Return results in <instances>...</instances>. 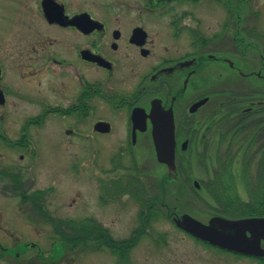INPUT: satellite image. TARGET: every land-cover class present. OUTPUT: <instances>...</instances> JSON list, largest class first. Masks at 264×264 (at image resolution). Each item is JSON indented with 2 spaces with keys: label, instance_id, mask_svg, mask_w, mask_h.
<instances>
[{
  "label": "flooded vegetation",
  "instance_id": "1",
  "mask_svg": "<svg viewBox=\"0 0 264 264\" xmlns=\"http://www.w3.org/2000/svg\"><path fill=\"white\" fill-rule=\"evenodd\" d=\"M178 9L179 19L172 16ZM188 17L195 18V26ZM181 37H190L195 48L188 51ZM254 47L261 51L252 52ZM252 55L260 64L245 66L243 58ZM154 103L173 111L176 167L182 164L180 151L196 138L207 140L210 150L221 122L252 116L262 123L255 129L263 140L253 153L262 154L264 2L0 0V264H93L92 256L100 264H174L157 245H140L141 238L117 241L102 221L110 201L119 200L115 193L124 190L122 176L129 167L98 169L101 194L72 196V217L61 215L56 182L48 186L39 179L45 152L60 149L55 133L45 131L46 125L53 129L51 118L72 117L67 133L85 140L95 155L139 156L144 145H153L156 154ZM230 108H239V114L231 117ZM132 169L134 176L141 168ZM133 176L138 190L148 192L146 178ZM134 197L140 226L133 236L152 227L151 219L172 215L178 228L219 251L264 262V255L193 235L176 222L182 214L156 197ZM256 199L264 205V195ZM249 217L264 212L226 218ZM65 223L72 228H63ZM86 255L90 258L82 259Z\"/></svg>",
  "mask_w": 264,
  "mask_h": 264
},
{
  "label": "rangeland",
  "instance_id": "2",
  "mask_svg": "<svg viewBox=\"0 0 264 264\" xmlns=\"http://www.w3.org/2000/svg\"><path fill=\"white\" fill-rule=\"evenodd\" d=\"M252 2L262 5L264 1L252 0ZM207 14L210 13L207 12ZM179 15L180 9L173 11V17L177 16L179 19ZM187 20L193 26L196 25L195 18L188 17ZM209 22L206 20V25H209ZM240 35L238 34L239 37ZM182 41L187 45L188 51L195 48L190 37ZM250 50L254 53L261 51L255 47ZM243 62L247 67H256L260 64L259 58L253 55L243 58ZM29 109L33 110V104ZM229 110L232 112L231 117L234 113L238 115L240 112L239 108ZM254 117L241 122L232 120L221 122L218 132L210 139V150L205 145L207 140L203 143L201 138L200 140L196 138L190 143L186 152L180 151L183 157L182 164H179L175 173H170L169 169L157 159L155 150L152 149L153 145H144L139 156L127 154L108 156L106 152L100 155L93 154L92 148L90 149V145L88 146L85 140L80 138L72 140V135L67 133L66 129L72 128V117L57 116L51 118L54 124L53 129H47L46 125L45 131L55 133L60 149L49 152L46 150L43 160L39 161V179L48 186L51 185L50 182H56L57 194H59L57 201L61 202L59 209L61 215L72 217L70 204L72 196H78V193L84 196L100 195L99 170L114 169L115 164H123L126 169L129 167L126 170L128 175H121L124 190L115 193L116 197L120 195L119 200L110 201L108 211L102 220L105 227L113 232L112 238L117 241L124 240L125 244L135 243L138 238H141L138 240L140 245H157L164 251L162 256L168 255L174 264L180 261L187 264H264L260 260L221 252L214 246L198 240L178 228L171 219L172 215L151 219L152 227H147L142 234L132 235L133 230L140 226L139 218H137L139 207L137 203L134 205L131 202L135 199V195L156 197L166 203L174 213H189L204 223H208L211 217L216 215L240 217L264 212V205L256 199L257 196L261 198L264 195V164H261V169L251 168V163H264V150L257 156L253 153L260 149L263 142L262 134L255 129V126H260L262 123ZM253 120L257 124L250 127ZM202 133L200 132L199 135ZM72 151L76 152L75 155ZM137 164L141 169H137L134 176L141 175L144 180L146 178L145 181L148 184L146 189L149 191L145 194L143 188L138 190L131 178L132 168ZM108 174L114 176L115 172L109 171ZM130 181L134 184L129 186ZM57 194L50 195L57 198ZM62 227L72 228V225L65 223ZM88 258L90 257L86 255L82 259ZM91 260L93 264H100L95 261L94 256ZM108 260L117 261V258L109 256Z\"/></svg>",
  "mask_w": 264,
  "mask_h": 264
},
{
  "label": "water",
  "instance_id": "3",
  "mask_svg": "<svg viewBox=\"0 0 264 264\" xmlns=\"http://www.w3.org/2000/svg\"><path fill=\"white\" fill-rule=\"evenodd\" d=\"M161 107L160 103H154L150 115L154 123L156 156L160 162L168 165L170 173H175L177 167L174 114L172 109L167 111ZM136 110L133 114L135 122L139 116ZM176 222L193 235L212 244L243 253L264 255L261 245L264 238V217L228 219L213 216L208 223H204L191 214L184 213ZM248 231L251 232L250 235Z\"/></svg>",
  "mask_w": 264,
  "mask_h": 264
},
{
  "label": "trees",
  "instance_id": "4",
  "mask_svg": "<svg viewBox=\"0 0 264 264\" xmlns=\"http://www.w3.org/2000/svg\"><path fill=\"white\" fill-rule=\"evenodd\" d=\"M121 243V242H120ZM122 243H125V241H122Z\"/></svg>",
  "mask_w": 264,
  "mask_h": 264
}]
</instances>
